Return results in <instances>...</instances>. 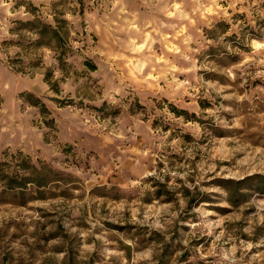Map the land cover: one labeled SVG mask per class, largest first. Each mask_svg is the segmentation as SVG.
I'll return each mask as SVG.
<instances>
[{
    "label": "rangeland",
    "instance_id": "obj_1",
    "mask_svg": "<svg viewBox=\"0 0 264 264\" xmlns=\"http://www.w3.org/2000/svg\"><path fill=\"white\" fill-rule=\"evenodd\" d=\"M31 6L71 24L66 72L13 43ZM16 153L67 190L0 203V264H264V194L220 181L264 176V0H0L6 170Z\"/></svg>",
    "mask_w": 264,
    "mask_h": 264
},
{
    "label": "trees",
    "instance_id": "obj_2",
    "mask_svg": "<svg viewBox=\"0 0 264 264\" xmlns=\"http://www.w3.org/2000/svg\"><path fill=\"white\" fill-rule=\"evenodd\" d=\"M35 10L36 8L31 6L29 11L33 15V18L25 21H14L16 26L11 29V31L19 32L20 30H26L32 36L27 37V39L21 36L13 43L28 49L45 47L52 50L58 67L62 72H66V59L72 52V46L69 43L71 24L67 19L56 15L53 17V23L46 22L35 14ZM216 25L227 26L225 22H219ZM208 50L213 51L214 48L210 47ZM90 66L94 68L93 64ZM51 73L48 70L45 73L44 80L49 84L51 89L58 92V80L51 81ZM26 97L28 103L37 107L41 113L46 111L44 103L38 97L32 94H27ZM66 102L70 103L72 100L67 99ZM105 104L103 103L98 110L103 109ZM171 108L177 115L183 114L185 119L190 120L192 118V120H197L194 113H188L186 110L178 109L173 105ZM12 157L18 163L14 164L10 170L5 169L6 163L0 162V203L25 205L31 200L44 198L47 188L52 184H54L53 187L61 189L63 194L66 192L67 189L63 185L62 172L56 171L42 163L35 165L30 162L27 156H23L21 153H16ZM220 181L228 194V201L232 204H236L240 200L247 198L251 193L264 194L263 175L254 174L240 180L222 179ZM204 200L201 199L199 202Z\"/></svg>",
    "mask_w": 264,
    "mask_h": 264
}]
</instances>
